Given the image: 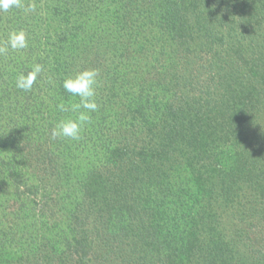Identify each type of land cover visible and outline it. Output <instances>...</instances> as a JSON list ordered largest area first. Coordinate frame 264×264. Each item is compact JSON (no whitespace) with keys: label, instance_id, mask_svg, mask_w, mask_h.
I'll return each instance as SVG.
<instances>
[{"label":"trees","instance_id":"trees-1","mask_svg":"<svg viewBox=\"0 0 264 264\" xmlns=\"http://www.w3.org/2000/svg\"><path fill=\"white\" fill-rule=\"evenodd\" d=\"M34 2L0 13L29 43L0 56V264H264V0ZM86 69L99 109L52 139Z\"/></svg>","mask_w":264,"mask_h":264},{"label":"clouds","instance_id":"clouds-1","mask_svg":"<svg viewBox=\"0 0 264 264\" xmlns=\"http://www.w3.org/2000/svg\"><path fill=\"white\" fill-rule=\"evenodd\" d=\"M36 3L30 0L27 4L25 0H0V13H7L13 9H23L25 13L35 12ZM29 47L28 34L24 30H14L9 33L7 41L0 43V56L11 51H22ZM44 71L41 64H34L32 70L26 75L21 73L16 77L15 87L24 92H30L37 82V77ZM100 72L98 69H86L78 72L74 76H69L63 80L62 87L66 93L73 98H78V103H65L61 101L57 104L60 112H73L78 115L73 118L61 119L51 130V138H68L78 141L86 125L91 123V113L99 109L96 101L97 88L99 86Z\"/></svg>","mask_w":264,"mask_h":264},{"label":"rangeland","instance_id":"rangeland-1","mask_svg":"<svg viewBox=\"0 0 264 264\" xmlns=\"http://www.w3.org/2000/svg\"><path fill=\"white\" fill-rule=\"evenodd\" d=\"M15 252L17 253L15 248L13 250H9V254H10L11 259L16 257V255L14 256ZM28 261L30 262V264H36L35 260H33L32 258L29 259Z\"/></svg>","mask_w":264,"mask_h":264}]
</instances>
